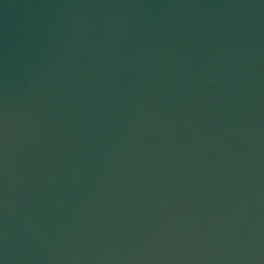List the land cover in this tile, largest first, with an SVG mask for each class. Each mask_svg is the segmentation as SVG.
Segmentation results:
<instances>
[{"label":"water","instance_id":"1","mask_svg":"<svg viewBox=\"0 0 264 264\" xmlns=\"http://www.w3.org/2000/svg\"><path fill=\"white\" fill-rule=\"evenodd\" d=\"M149 264H264V0H41Z\"/></svg>","mask_w":264,"mask_h":264}]
</instances>
